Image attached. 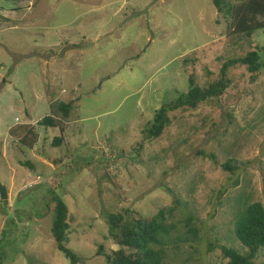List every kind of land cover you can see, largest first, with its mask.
Wrapping results in <instances>:
<instances>
[{
  "label": "rangeland",
  "instance_id": "1",
  "mask_svg": "<svg viewBox=\"0 0 264 264\" xmlns=\"http://www.w3.org/2000/svg\"><path fill=\"white\" fill-rule=\"evenodd\" d=\"M225 32L212 0H0L3 264H69L51 237L48 190L67 207L66 247L78 264H106L98 247L116 249L104 213L148 221L179 196L189 213L167 217L175 230L164 239V264H226L209 244L246 254L234 231L249 204L264 208V69L253 83L244 68L230 69L221 108L173 113L158 140L142 133L163 103L187 90L189 75L205 86L227 58L264 46V31L247 42ZM59 103L70 104L68 128L50 147L58 130L36 123L62 119ZM30 128L37 142L27 148L20 140ZM199 150L218 164L231 156L235 176ZM189 214L197 238L186 234ZM253 261L264 263V250Z\"/></svg>",
  "mask_w": 264,
  "mask_h": 264
},
{
  "label": "trees",
  "instance_id": "2",
  "mask_svg": "<svg viewBox=\"0 0 264 264\" xmlns=\"http://www.w3.org/2000/svg\"><path fill=\"white\" fill-rule=\"evenodd\" d=\"M11 1L14 2L15 0ZM212 4L217 15L226 23V38L247 42L256 32L264 31V0H212ZM13 10L19 9L14 7ZM217 24H219L218 20ZM261 52L264 54V46L262 48L256 46L244 56L227 58L218 70L216 78L202 87L195 84V76L189 75L187 90L175 93V98L163 103L154 112L152 120L142 130L144 138L151 141L162 137L171 125L170 116L175 112L184 111L182 113L191 114V111H195L206 104L221 108L219 100L231 87L228 71L232 68L242 67L249 76L248 81L250 83L255 82L260 76L261 69H264V59L261 58ZM185 62L188 60L183 61V63ZM215 102L217 103L215 104ZM57 109L61 113L62 119L46 116L36 123L37 127L58 130L60 137H55L50 142V147L60 146L63 139L62 134L68 128L65 122L70 114V104L59 103ZM226 117L228 123H231V115L226 113ZM33 130L34 128L28 129L20 140V143L27 148H32L37 142V134L33 133ZM141 148L142 143H139L137 150H135L138 151ZM196 155L211 160L214 165H219L221 170L233 177L235 176L239 163L230 158L231 156L225 159L223 163L218 164L214 154L207 155L203 150H199ZM121 157L122 155H118L119 159ZM24 165L33 169L27 162ZM105 179L107 180V177ZM237 184L238 180L235 179L232 185ZM165 191L170 192L169 189ZM224 193V190L218 192L220 195ZM48 194L52 207L47 205L46 210L48 212L52 210L53 219L50 233L55 248L69 261V264H78V256L66 247L69 235L67 207L58 194L51 190H48ZM179 198L172 202L170 209H160L148 221H144L141 216H136L134 213L131 215L127 210L117 213H104L107 238L112 241L116 249L107 253L103 252L102 246H99L96 254L103 256L106 264H164L166 251L164 239L175 230L172 223L166 222L167 217H170L179 208L187 212L188 203ZM193 220L194 218L189 214L186 218V234L197 238L198 229L195 225L190 224ZM234 236L239 244L247 250L245 255H240L222 245L215 247V245L209 244V250L219 249L222 258L227 260L226 264H255L253 260L258 250H264V208L259 202L247 206L243 217L235 226ZM3 259V253H0V264H3Z\"/></svg>",
  "mask_w": 264,
  "mask_h": 264
},
{
  "label": "water",
  "instance_id": "3",
  "mask_svg": "<svg viewBox=\"0 0 264 264\" xmlns=\"http://www.w3.org/2000/svg\"><path fill=\"white\" fill-rule=\"evenodd\" d=\"M0 197L1 200H6L7 199V192L4 187L0 186Z\"/></svg>",
  "mask_w": 264,
  "mask_h": 264
}]
</instances>
